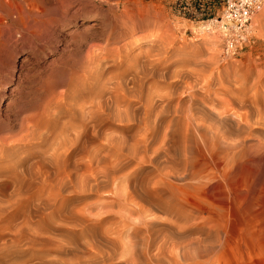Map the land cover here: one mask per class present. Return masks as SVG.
Listing matches in <instances>:
<instances>
[{
    "label": "rangeland",
    "instance_id": "1",
    "mask_svg": "<svg viewBox=\"0 0 264 264\" xmlns=\"http://www.w3.org/2000/svg\"><path fill=\"white\" fill-rule=\"evenodd\" d=\"M205 2L0 0V264H264V7L224 56L198 29L221 1ZM131 19L150 39L126 50ZM114 44L136 66L105 63L96 78L90 48ZM148 58L133 95L150 91L161 132L146 149L143 105L101 86L119 74L132 87ZM97 102L98 123L80 112ZM189 104L200 127L175 112Z\"/></svg>",
    "mask_w": 264,
    "mask_h": 264
},
{
    "label": "bare ground",
    "instance_id": "2",
    "mask_svg": "<svg viewBox=\"0 0 264 264\" xmlns=\"http://www.w3.org/2000/svg\"><path fill=\"white\" fill-rule=\"evenodd\" d=\"M74 15V14H73ZM75 16H76V14H75ZM74 16V17H75ZM74 17H73V19H74ZM137 30H149V24H147V23H145V22H142V21H139V22H137V21H135L134 19H131L130 20V24H127L126 26H125V30H123L124 32H123V34H122V38H124V39H122V40H124L125 41V46L123 47L124 49L126 48V47H128V46H130L131 45V47H132V45L134 44V45H137V46H141V42H140V44H137L136 42L138 41V40H141L142 42L144 41V40H147V39H150L149 38V33L150 32H148L147 31V33H143V35L141 34V36L139 37H137L136 38V35H135V33L136 32H138ZM145 31V32H146ZM135 35V36H134ZM120 36V35H119ZM72 38L73 37H76V35H73V36H71ZM119 39H121V38H119ZM111 41V40H110ZM106 42H108V39H107V41ZM114 42H116V41H114ZM112 43V42H111ZM108 44V43H107ZM107 44H105V45H107ZM92 45V44H91ZM91 45H90V47H91ZM115 45V44H114ZM117 45V44H116ZM115 45V46H116ZM124 45V44H123ZM95 47H93L92 46V49L90 48V50H89V59H88V65H87V69L89 70V71H91V69H94L93 70V75L97 78L101 73V71L104 69V67L106 66L105 65V63H112L113 65L115 64L116 65V67L118 66V65H121L122 66V61H125V58H127L126 59V61H128V62H126V65H127V63L128 64H134L135 66H136V63L138 62L137 61V59L136 58H131V57H129V56H127V54H122L121 53V50H122V48L120 49L118 46H119V44L116 46V47H114L113 49L112 48H108L107 46H102V45H100V46H97V45H94ZM110 46V45H109ZM120 47H122V45H120ZM134 48V47H133ZM141 48V47H140ZM105 49H111L110 50V52H108V54L106 55V53L105 52H102L103 50H105ZM126 50H127V48H126ZM126 50H125V52H126ZM130 49H128V51H129ZM116 53V54H115ZM127 53V52H126ZM141 53V52H140ZM147 53V52H146ZM150 53V52H149ZM148 54V53H147ZM113 55H116L118 58L117 59H115V58H113ZM140 56V55H139ZM150 58V57H149ZM147 59L146 61H142L143 62V64H141V65H137V67L138 68H140V73H141V75H136V78H134V80L132 81V84H133V86L132 87H128V84L126 83L125 85H122V83H121V81H119L120 80V75L119 74H116V76H118L117 77V79H118V81H114L113 80V85H114V88H108L107 87V85H106V89L104 88V86H105V84L106 83H104V85H102L101 86V89L103 90V91H105V90H109L110 91V93H112L111 95V97L110 98H114V100L116 101V102H118L119 101V104L120 105H122V100L123 99H126L127 98V94L129 95L130 94V96H135V97H137V101L139 102V103H141L142 105H143V107L145 108V116L143 117L144 118V121H145V123H144V130L142 131L143 133L141 134V140H143V141H145V146H144V148H146V149H148V147L150 146V145H148V142H149V140L150 139H152L155 135H156V133H160L161 132V128L159 127L160 125H159V123H156V121H157V118L155 119V121L153 122V121H151L150 122V113L152 112L151 110H152V108H153V105H152V98H150V96H149V90L146 92V95H144L143 93H141V94H143L144 96H141V94L140 95H133L134 93V89H135V86L136 85H140V87H141V85H142V83L144 82V79L145 78H147L148 76H149V68H150V63H149V60L150 59ZM131 61V62H130ZM91 65H94L93 67H91ZM105 65V66H104ZM114 65V66H115ZM128 66V65H127ZM126 66V67H127ZM134 66V67H135ZM140 66V67H139ZM123 67V66H122ZM133 67V68H134ZM131 68V67H130ZM138 68H136L137 69V71H139L138 70ZM128 69V68H127ZM126 68H125V70L122 72V74L124 75V74H126V73H128L131 69H128L127 70ZM214 69V68H213ZM212 69V70H213ZM161 73V72H160ZM190 73V72H189ZM24 77H26L25 76V74L23 75V72H20L19 73V79H20V82L24 79ZM92 77V76H91ZM111 77V76H110ZM131 77V76H130ZM204 79V78H203ZM107 80V79H106ZM112 81V80H111ZM108 82V83H112V82ZM126 81V80H125ZM196 81V80H195ZM146 82V81H145ZM107 83V84H108ZM131 85V84H130ZM195 85V84H194ZM206 85H208V86H211L212 85V80H211V77L209 76V77H207L206 78ZM111 86V85H110ZM119 86V88L121 89V90H119L117 87ZM148 86V85H147ZM143 87V86H142ZM194 87V86H193ZM149 88V87H148ZM194 89V88H193ZM192 90V89H191ZM138 92V91H137ZM143 92V91H142ZM139 93V92H138ZM211 93H212V89L209 87V89L207 90V92H206V96L205 97H203L202 98V100H204V102L205 103H207V102H209V103H212L215 99L213 98V97H211ZM132 94V95H131ZM123 96H125V97H123ZM121 98H122V100H121ZM209 100V101H208ZM108 101V100H107ZM112 101V100H111ZM126 102V101H125ZM131 103H133V102H131ZM128 104V108L129 109H131L132 108V106H130V105H132V104ZM84 105V104H83ZM83 105H81V107H80V112H81V114L83 115V117H86V116H89V117H91V118H94L95 120H96V122L98 123L99 121H100V111L98 110V109H100L101 108V103L100 102H97L94 106H91V107H89V108H86V107H84ZM116 105V104H115ZM165 105V107H167V106H169V104L166 102V104H163V105H161V106H164ZM178 105V104H177ZM184 105H180V106H177V107H175L174 109H175V112L178 114V116H181V118H183V120H184V122H186L187 123V125L188 126H191L193 123H196V125H198L199 127H200V124L199 123H197V122H195V121H197V111L193 108V107H191L190 106V104L188 105V107H184ZM203 107V106H202ZM97 108V110H95ZM119 108H120V106H119ZM213 108V107H212ZM163 110V109H162ZM209 110H211V109H209ZM203 111V110H202ZM217 111V110H216ZM210 112V111H209ZM208 112V113H209ZM103 113V112H102ZM214 113V112H213ZM213 115V114H212ZM124 116V115H123ZM220 117V116H219ZM218 117V118H219ZM124 118V117H123ZM127 118V117H126ZM94 120V121H95ZM132 121V120H131ZM167 125V124H166ZM186 125V126H187ZM193 125H195V124H193ZM163 126V125H162ZM187 126V129L189 128H191V127H188ZM193 127V126H192ZM198 128V127H197ZM169 129H171V132L173 131V129H174V124L172 123V122H170V123H168V125L166 126V127H164V137L166 138V137H168V136H170L171 135V133L168 131ZM199 129V128H198ZM214 135V134H213ZM69 135H67V137H68ZM140 137V136H139ZM222 138H224V137H222ZM66 139V138H65ZM220 139H221V137H220V135L218 134V133H215V135L214 136H212V140L210 141V142H208V141H206L205 139H204V137H203V140H205V146H207L208 147V149L209 150H211L212 152L213 151H215L216 150V143L218 142V141H220ZM1 143H4V141L3 142H1ZM0 143V144H1ZM137 144V143H136ZM135 147H137L138 148V146L136 145ZM0 149H1V147H0ZM56 150V149H55ZM176 151H180L179 149H176ZM0 152H1V150H0ZM59 152H60V150H59ZM58 156V155H57ZM82 181V180H81ZM160 207V206H159ZM151 210V209H150ZM153 215V214H152ZM150 218H151V216H150ZM153 220V219H152ZM152 220H150V225H152ZM170 226V225H169ZM165 243V242H164ZM180 250V249H179ZM177 251H178V249H177ZM181 251V250H180ZM179 252V251H178ZM180 253V252H179ZM178 253V254H179ZM182 253H183V251H182ZM181 253V254H182ZM180 255V254H179ZM187 255V254H186ZM182 257H183V259H185L184 258V255L182 254ZM182 261H181V259H177V258H175V262L174 263H171V264H183V263H181ZM169 263H170V261H169ZM189 264H191V263H189Z\"/></svg>",
    "mask_w": 264,
    "mask_h": 264
},
{
    "label": "built area",
    "instance_id": "3",
    "mask_svg": "<svg viewBox=\"0 0 264 264\" xmlns=\"http://www.w3.org/2000/svg\"><path fill=\"white\" fill-rule=\"evenodd\" d=\"M220 1L218 13L198 21V29L218 39L224 56H234L250 39L252 21L263 9L264 0ZM212 4V0H207L206 9H211Z\"/></svg>",
    "mask_w": 264,
    "mask_h": 264
}]
</instances>
